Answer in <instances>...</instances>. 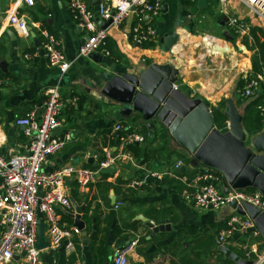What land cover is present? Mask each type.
<instances>
[{
  "label": "crops",
  "instance_id": "0c3cea01",
  "mask_svg": "<svg viewBox=\"0 0 264 264\" xmlns=\"http://www.w3.org/2000/svg\"><path fill=\"white\" fill-rule=\"evenodd\" d=\"M104 1L87 0L95 11L99 28L108 25L99 13ZM17 2L0 0V153L10 156L27 151L28 139L17 120L30 111L41 116L47 91L59 77V70L50 64L45 53L47 32L58 39L60 49L72 64L61 84L64 102L61 125L52 133L63 138L65 145L49 157L46 170L67 164L95 167L93 162L98 163L107 152L118 157L117 170L106 173L108 177L100 176L83 192L73 179L63 184L71 202L74 198L79 205H86L83 218L89 232L88 244L67 214L75 211L73 202L70 210L58 207L62 223L73 227L74 239L80 240L75 264H94L91 248L97 235L107 240V258L111 257V264L116 249L134 238L139 243L128 264H185L184 260L189 264H236L221 245L244 259V245H254L261 251L264 248L261 233L242 226L227 233L230 218H249L238 214L232 205L197 206L182 197L183 182L170 174L146 179L150 171H175L177 176L192 177L200 167L191 165L187 150L176 143L158 119L146 118L139 111L116 119L114 115L124 103L116 100L118 94L111 81L102 77L103 73L116 72L138 76L153 64L174 67L178 70L175 85L188 96L206 101L223 124L219 128L229 121L223 111L232 107L231 104L236 107L244 128L250 133L246 145L252 147L256 135L264 132V126L252 130L253 123L248 118L254 112L253 98L242 99L240 92L254 72L255 50L248 48L244 39L253 27L264 30V24L253 11L242 0H159V13L144 20L156 29L153 45L138 44L133 39L131 29L138 21L133 12L124 23L110 30L109 41L118 54L101 53L94 59L90 55L78 56L89 31L76 19L69 0L20 3L19 13L30 27L27 37L7 22V14ZM232 17L238 18L244 28L232 25ZM118 124H123L125 129L117 130ZM127 127L142 134L151 133L145 143H136L140 155L128 149L129 145H123ZM187 158L178 171L173 169L177 161ZM219 182L223 189L222 176ZM94 225L97 231L95 239H91ZM117 227L128 229V240L115 241ZM50 252L49 248L43 250L42 264H48Z\"/></svg>",
  "mask_w": 264,
  "mask_h": 264
},
{
  "label": "built area",
  "instance_id": "2783aa9c",
  "mask_svg": "<svg viewBox=\"0 0 264 264\" xmlns=\"http://www.w3.org/2000/svg\"><path fill=\"white\" fill-rule=\"evenodd\" d=\"M225 2L226 0H222ZM264 24V0H242ZM20 3L33 5L34 0H18L8 14V25L15 27L24 36L30 35V27L24 15L19 13ZM70 7L80 25L89 31L87 41L80 48L78 56H88L99 52L110 55L107 48L110 30L126 21L131 13L136 12L138 21L131 29V35L136 43L154 41L157 38L156 29L144 22L146 17H153L160 11L159 0H105L99 6V13L103 20L110 22L106 27L99 28L95 19V11L88 5L87 0H69ZM232 25L244 28L238 18L230 19ZM47 40L44 44L45 53L50 64L59 70L57 82L47 91V98L43 104L40 117L35 111H30L18 118L17 122L23 126L28 139L25 153L5 156L0 153V264H42L43 250L37 247L39 216L42 211L46 223V234L50 241L49 249L57 252L64 247L65 252L76 254L74 242L75 229L62 223L58 207L70 210L73 208L69 196L63 189L67 179H73L78 189L83 192L94 184L101 176V169L116 164L118 157L110 152L105 153V159L99 160L96 167L67 164L53 170H46L49 157L60 151L65 140L52 135L54 129L61 125V110L64 105L62 95V79L69 70L72 62L66 58L59 46L58 39L51 33H44ZM29 56V55H28ZM248 82L241 88L243 98L262 95L258 104L260 113L264 116V72L248 76ZM117 130H124L123 124L116 126ZM151 133L142 134L133 130L123 136V145L145 143ZM179 160L174 170L184 165ZM175 171H150L148 177L162 178L170 174L180 179L184 186L182 197L197 206L219 208L233 201L248 202L264 211V195L257 190H235L224 193L220 185V176L214 170H200L188 177L177 176ZM145 179V180H146ZM254 220L233 216L230 218L232 233L240 226L251 228ZM224 236H221L223 239ZM139 243L134 238L118 247L113 256V264H128L129 257ZM243 256L253 260V264H264V248L258 251L254 245H244ZM256 256L253 257V254Z\"/></svg>",
  "mask_w": 264,
  "mask_h": 264
},
{
  "label": "water",
  "instance_id": "95a60500",
  "mask_svg": "<svg viewBox=\"0 0 264 264\" xmlns=\"http://www.w3.org/2000/svg\"><path fill=\"white\" fill-rule=\"evenodd\" d=\"M90 56L96 59L101 53L94 52ZM177 73L178 70L174 67L156 64L146 68L138 76L119 72L103 73L102 77L111 81L118 94L115 96L116 100L124 103L122 109L115 113L116 119L135 111L141 112L146 118L158 119L176 143L187 150L192 166L221 174L224 193L255 189L264 195V132L256 135L252 147L246 145L250 133L244 128L242 115L233 104L223 111L229 121L219 128L216 115L206 101L188 96L175 85ZM149 124L152 126V123ZM57 129L59 127L54 131ZM90 161L93 162V159ZM93 164L95 167L98 165L97 162ZM116 170V164H112L109 168L101 169V174L114 173ZM72 202L75 211L67 214L74 219V226L80 231L81 239L88 244L89 232L83 218L86 205H79L74 198ZM230 205L238 214L254 220L255 225L249 231L264 235V211L248 202L233 201ZM38 216L37 247L44 250L50 247V241L46 234L47 225L43 220V212L38 210ZM111 228L108 235L109 245L112 243L115 223ZM96 231L97 226L94 225L91 239H95ZM220 248L236 264H253V260L244 259L223 245ZM44 258L48 259V255L44 254ZM105 264H111V257L107 258Z\"/></svg>",
  "mask_w": 264,
  "mask_h": 264
},
{
  "label": "trees",
  "instance_id": "16d2710c",
  "mask_svg": "<svg viewBox=\"0 0 264 264\" xmlns=\"http://www.w3.org/2000/svg\"><path fill=\"white\" fill-rule=\"evenodd\" d=\"M244 42L246 43L248 48L255 50V54L253 56L254 72L251 73V76L257 75L260 72H264V30L258 26L253 27L251 29L250 35L246 36V38L244 39ZM146 43H148V45L151 46L154 44V41H149ZM107 48L110 50L111 54L112 53L118 54L117 51L111 46V43L109 40H108ZM248 80L249 79L245 81V84L242 86V89L245 87ZM252 98H253L252 102H253V105H255V107H254V112H251L248 119L251 120L253 123L252 130H259L264 126V116L260 113L258 109V104L262 101V95L258 93L255 97L242 98V99H252ZM215 115H216L218 127L222 126L223 124L219 121V118L216 113ZM225 125H226V122H225ZM133 130H136V129L132 127H127V129L125 130V133L129 131H133ZM127 148L134 150L136 153H138V155H140L141 153L140 152L141 150L139 149V145H137L136 143L129 145V147ZM103 159H105V155H102L100 157V160H103ZM183 160L186 163L187 160L189 159L187 158ZM218 175L221 176L219 173ZM101 176L105 178V177H108L109 174H101ZM65 216L66 215H64V217ZM63 219L65 220L69 218H63ZM127 230L128 229H126L125 227H117L114 233L115 241H118V243H122L128 240L129 234L127 233ZM97 238H96V242L91 248V251L93 254V263L94 264H104L108 256L107 240L105 238L98 237V235H97ZM74 242H75L76 248L80 246V240L78 238L74 239ZM76 260H77L76 254L67 255L65 250L59 249L57 252H54V251L50 252L48 264H75ZM184 261H185V264H189L186 260Z\"/></svg>",
  "mask_w": 264,
  "mask_h": 264
}]
</instances>
